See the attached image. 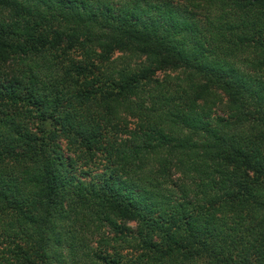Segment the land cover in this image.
<instances>
[{"label": "trees", "instance_id": "1", "mask_svg": "<svg viewBox=\"0 0 264 264\" xmlns=\"http://www.w3.org/2000/svg\"><path fill=\"white\" fill-rule=\"evenodd\" d=\"M0 264H264V0H0Z\"/></svg>", "mask_w": 264, "mask_h": 264}, {"label": "rangeland", "instance_id": "2", "mask_svg": "<svg viewBox=\"0 0 264 264\" xmlns=\"http://www.w3.org/2000/svg\"><path fill=\"white\" fill-rule=\"evenodd\" d=\"M117 55V53L115 54ZM165 72H169V70L165 71ZM165 72H162V73H158L157 76L158 77H161ZM220 96H221V103L219 102L217 104V106L215 107V115H223V116H227V109H226V96L223 94V93H220ZM132 120V119H131ZM122 137H124L125 139H129V135L126 134V135H122ZM130 140V139H129ZM61 145H63V147H65V141L63 139H61L60 141ZM100 168L97 167V168H94V172L95 171H99ZM130 225L133 227L135 225V223L131 222ZM111 234V233H109ZM96 239H97V236H94V240H93V243L96 244Z\"/></svg>", "mask_w": 264, "mask_h": 264}]
</instances>
